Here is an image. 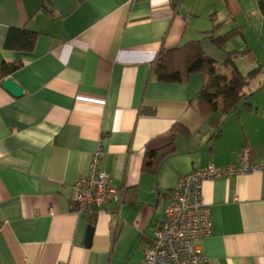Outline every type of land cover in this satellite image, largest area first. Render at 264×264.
Here are the masks:
<instances>
[{
	"label": "crops",
	"instance_id": "crops-1",
	"mask_svg": "<svg viewBox=\"0 0 264 264\" xmlns=\"http://www.w3.org/2000/svg\"><path fill=\"white\" fill-rule=\"evenodd\" d=\"M235 28L224 48L209 39ZM23 29L35 33L32 51L7 46ZM193 40L219 67L233 51L244 74L262 67L236 110L198 104L202 72L154 75L162 50ZM0 61L23 63L9 77L24 90L16 97L0 80V264H141L183 174L237 163L246 149L264 162V107L248 102L264 86L255 0H0ZM100 140L119 198L79 211L74 185ZM171 145L157 172L144 169L147 150ZM202 199L212 230L203 252L215 264H264V172L205 180Z\"/></svg>",
	"mask_w": 264,
	"mask_h": 264
},
{
	"label": "built area",
	"instance_id": "built-area-1",
	"mask_svg": "<svg viewBox=\"0 0 264 264\" xmlns=\"http://www.w3.org/2000/svg\"><path fill=\"white\" fill-rule=\"evenodd\" d=\"M104 155L100 140L88 173L80 176L74 185L72 201L79 211L98 209L119 198V189L103 170ZM255 170L264 172V162L255 164L246 149L237 163L209 164L183 174L172 191L166 218L156 227L141 264H215L199 245L212 232L209 210L202 199L203 182Z\"/></svg>",
	"mask_w": 264,
	"mask_h": 264
},
{
	"label": "trees",
	"instance_id": "trees-1",
	"mask_svg": "<svg viewBox=\"0 0 264 264\" xmlns=\"http://www.w3.org/2000/svg\"><path fill=\"white\" fill-rule=\"evenodd\" d=\"M258 3L264 15V0H260ZM219 25L216 24V27ZM240 32L241 28H235L221 36L216 37L212 34L209 39L220 48H224L226 41ZM35 39V33L23 29L17 38L12 39L10 37L8 39L7 46H17L23 51H32ZM238 53L237 51L227 52V59L219 67L218 62L204 52L202 42L193 40L173 50H162L154 65L153 73L160 80L183 82L190 74L202 72L205 83L198 95V104L211 110L220 107L223 111L230 113L236 110L242 101L248 99L250 94L248 95L247 89L250 87L252 79L262 70V67L258 66L244 74L235 63V57ZM22 64V62L6 63L0 61V80H5ZM223 67L233 69L230 78L223 73ZM174 151L175 148L172 145L167 149L147 150L144 169L157 172L164 160Z\"/></svg>",
	"mask_w": 264,
	"mask_h": 264
},
{
	"label": "water",
	"instance_id": "water-1",
	"mask_svg": "<svg viewBox=\"0 0 264 264\" xmlns=\"http://www.w3.org/2000/svg\"><path fill=\"white\" fill-rule=\"evenodd\" d=\"M2 86L16 97L21 96L24 91L23 87L18 82H16L12 77H7L5 80H3ZM93 233H94V227H89L86 235L87 245L91 244Z\"/></svg>",
	"mask_w": 264,
	"mask_h": 264
},
{
	"label": "rangeland",
	"instance_id": "rangeland-1",
	"mask_svg": "<svg viewBox=\"0 0 264 264\" xmlns=\"http://www.w3.org/2000/svg\"><path fill=\"white\" fill-rule=\"evenodd\" d=\"M244 63L249 64V62H247V61H245ZM254 89H256V88H254ZM248 102L259 104L262 107H264V86L260 87L259 89H256V93L253 95V97L251 99L248 100ZM243 106H246V104Z\"/></svg>",
	"mask_w": 264,
	"mask_h": 264
}]
</instances>
